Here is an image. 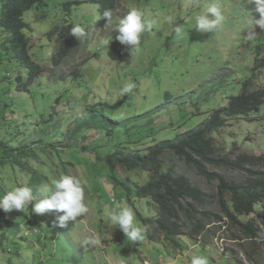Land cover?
I'll return each mask as SVG.
<instances>
[{
    "label": "rangeland",
    "instance_id": "rangeland-1",
    "mask_svg": "<svg viewBox=\"0 0 264 264\" xmlns=\"http://www.w3.org/2000/svg\"><path fill=\"white\" fill-rule=\"evenodd\" d=\"M70 2L78 5L65 9ZM100 19L88 0H45L26 12L30 54L44 69L27 89L28 71L0 28V264H264L260 239L216 222L218 181L167 154L165 168L207 195L196 208L209 225L192 239L182 217L178 246L162 235L151 242L143 219L158 212L136 190L152 172H112L103 161L118 148L146 153L197 128L242 93L255 67L254 88H264L256 64L258 51L264 58V0H118L113 17ZM64 25H72L73 48L54 68V30ZM214 138L219 154L264 155V105ZM263 215L257 206L239 219L264 229Z\"/></svg>",
    "mask_w": 264,
    "mask_h": 264
},
{
    "label": "trees",
    "instance_id": "trees-1",
    "mask_svg": "<svg viewBox=\"0 0 264 264\" xmlns=\"http://www.w3.org/2000/svg\"><path fill=\"white\" fill-rule=\"evenodd\" d=\"M88 2L97 6L101 16L100 23H105L113 17L118 4V0ZM44 4L45 0H0V28L10 33L9 49L14 53L19 66L28 71L24 89L33 84L44 72L43 67L30 54V41L25 33L28 24L24 20V14ZM74 5H78V2L66 3L64 8L68 9ZM54 31L59 47L53 56L52 64L54 68H59L73 48L72 25L59 26ZM259 62L261 68H264V58L261 59L258 51L256 64ZM53 70L52 74L55 75L56 71ZM254 73L243 83L240 95L231 96L226 107L215 110L197 128L178 133L170 140L155 144L146 153H131L118 148L103 159L112 172H117L118 168L128 172L134 170L152 172L150 181L138 186L136 190L137 198L148 200V204L155 206L158 212L155 218L143 219L149 241L157 242L162 235L165 241L178 246V238L185 235L182 217H186L192 227L189 234L192 239H198L209 225L197 218L196 208L205 205L207 195L187 177L176 175L172 170L165 168V156L171 154L194 166L208 180L218 181L216 199L222 216H214L216 222L227 219L229 223L238 225L248 238L260 239L264 245V229H259L253 222L243 223L239 219L241 216L254 214L257 206L264 210V155L238 154L233 157L230 154H219L214 138L215 133L228 125L230 119L247 117L259 112L264 105V88H254ZM96 116L98 114L93 112L89 119L95 121ZM87 121L86 119L83 126L92 128V124ZM209 166L241 172L245 179L241 182L231 181L222 174L211 172ZM34 179L33 175L31 184L39 181ZM67 180L70 181L71 178L67 176ZM203 215L210 216L208 213ZM149 224L152 225V229L148 228Z\"/></svg>",
    "mask_w": 264,
    "mask_h": 264
}]
</instances>
